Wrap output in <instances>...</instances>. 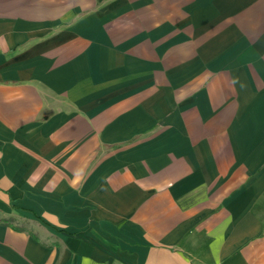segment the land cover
I'll return each mask as SVG.
<instances>
[{
    "label": "crops",
    "instance_id": "1",
    "mask_svg": "<svg viewBox=\"0 0 264 264\" xmlns=\"http://www.w3.org/2000/svg\"><path fill=\"white\" fill-rule=\"evenodd\" d=\"M0 264H264V0H0Z\"/></svg>",
    "mask_w": 264,
    "mask_h": 264
}]
</instances>
